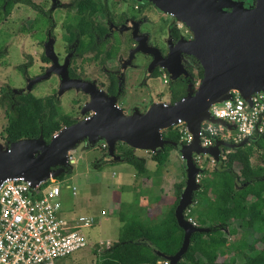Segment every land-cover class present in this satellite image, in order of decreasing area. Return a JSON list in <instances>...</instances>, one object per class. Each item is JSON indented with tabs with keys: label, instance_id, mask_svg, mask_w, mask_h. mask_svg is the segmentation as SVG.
I'll return each instance as SVG.
<instances>
[{
	"label": "water",
	"instance_id": "obj_1",
	"mask_svg": "<svg viewBox=\"0 0 264 264\" xmlns=\"http://www.w3.org/2000/svg\"><path fill=\"white\" fill-rule=\"evenodd\" d=\"M164 8L162 0H152ZM175 4L179 0H174ZM180 7V5H178ZM259 8L264 9V0H260ZM55 8V7H53ZM223 18L228 21H184L198 29L195 41L181 51L194 55L204 69L203 78L198 84L190 82L187 95L181 100L170 102L157 101L145 110L134 108L126 113L116 100L105 96L94 85L81 80H69L67 69L63 73V90L77 89L89 96L84 104L85 113H93L88 118H81L70 126L63 127L46 142L39 138H24L11 145L0 143V184L8 179L24 178L37 185L50 179H57L73 169L69 162L71 153L79 146L85 149L95 147L102 141L108 145L106 160L121 163L122 157L117 152V145L124 144L136 151L157 153L166 145L172 144L186 162L185 187L175 211L176 220L184 230L182 246L174 255H166L158 251V256L169 264H178L188 251L194 233H208L210 228L199 227L187 219L186 211L193 204L194 194L201 189L199 176L203 168L195 162L194 156H209L215 163L221 161L223 148L237 149L256 138H246L242 142L230 143L217 140L214 146L204 147L201 143V126L205 121L214 124L225 122L216 119L211 108L232 98L233 92L252 102V96L264 93V21H250L254 11L242 7L235 8L232 13L225 12ZM239 18L244 21H238ZM195 28V30H196ZM54 39L46 45V56L54 61V66L33 83L47 80L52 72H58L56 58L51 47ZM177 68L158 64L167 69L170 79L188 78L189 73L182 67L180 57ZM32 84L26 88L32 91ZM185 122L192 136L189 143H176L166 140L163 132Z\"/></svg>",
	"mask_w": 264,
	"mask_h": 264
},
{
	"label": "flooded vegetation",
	"instance_id": "obj_2",
	"mask_svg": "<svg viewBox=\"0 0 264 264\" xmlns=\"http://www.w3.org/2000/svg\"><path fill=\"white\" fill-rule=\"evenodd\" d=\"M80 1L51 0V7L48 9L35 2V6H29L34 17L29 20L31 25L28 30H32L34 34L44 33L41 35L44 39H35L32 32H26L31 34L21 42L25 62L14 66L22 75L20 78L24 81V86L16 88L5 84L0 87V99L2 88L10 90L7 95L8 103L0 104V108L4 110L3 123L0 124V143H13L7 140L6 134L9 101L13 109L16 96L34 94L37 86L43 82H48L51 87L50 93H46L44 98L52 97L61 108L66 94L74 92L72 103L81 104L75 115L67 114L76 122L93 115L92 112L83 111L84 104L89 100L87 94L77 89L63 90L62 74L66 69L69 80H81L94 85L105 96L115 99L116 104L124 110L123 105L131 100L130 87H134V74L139 80L136 86L141 88L149 87L151 81L155 80H162L165 85L170 84L172 80L167 69L158 64L177 68L178 61L175 58L180 57L181 65L187 70L189 77H180L175 82L198 84L202 79L198 75H204V69L199 60L194 55L181 51L184 46L195 41V32L198 31L184 21H228L222 14L232 13L235 8L241 10L242 7L254 11V17L250 21H264V9L258 7L260 0H179L178 4L174 0H162L164 8L152 0H94L98 2V8L89 13L81 11ZM56 11L62 15L61 37L56 33ZM42 15L47 16L49 25L38 24V21H42ZM238 21L244 19L239 18ZM84 25L90 27L85 29ZM51 38L54 39L51 47L58 62L55 67L58 72L53 71L47 80L33 83L54 66V61L46 56V45ZM34 40L39 44H34ZM10 48V45L0 48L6 52L0 64H9L7 57H10ZM38 60L43 68L33 73L31 70ZM165 75L166 83L163 79ZM30 83L32 91L27 92L26 88ZM154 102L157 101L149 100L147 106ZM133 104L130 112L136 107L143 110L140 105Z\"/></svg>",
	"mask_w": 264,
	"mask_h": 264
},
{
	"label": "trees",
	"instance_id": "obj_3",
	"mask_svg": "<svg viewBox=\"0 0 264 264\" xmlns=\"http://www.w3.org/2000/svg\"><path fill=\"white\" fill-rule=\"evenodd\" d=\"M80 2L79 7L85 13L98 8V2L94 0ZM19 3L35 6L32 0H0V20L10 16L15 5ZM86 27L88 29L90 25H84L85 29ZM5 55V50L0 49V60ZM198 76L203 78V73ZM187 84L170 82L171 104L187 95ZM9 91L7 87L1 89V105L8 103ZM8 117L6 134L10 142L39 138L42 135L48 143L55 133L76 122L62 111L52 97L40 98L32 93L16 96L13 109L9 101ZM163 137L171 142L186 143L182 140L179 126L164 131ZM117 149L122 162L135 169L136 177L149 178L151 175L147 162H155L158 172L166 165L170 152L177 150L169 144L155 154L139 156L129 146L118 144ZM256 149L262 152V165L254 167L252 158ZM105 151L102 160L94 163L95 167L101 168L110 163L106 160L108 149ZM224 151H229L226 159L216 163L212 179L201 182V189L194 194L197 205L187 217L193 219L195 216L197 226L210 228V231L192 235L190 247L178 264H264V135L243 147L224 148ZM236 167L239 168L238 171ZM71 173L72 169L69 168L68 174ZM64 178L65 175L58 179ZM184 187L185 182L175 185L176 200L159 221L144 223L134 218L122 228L117 242L102 250L96 249V264H158L163 261L158 256V251L169 256L176 254L182 246L184 230L178 225L175 211ZM126 219L123 211H120V220L123 222ZM235 221L246 225L248 222L253 223L252 242L241 239L234 243L229 242L225 231H230ZM233 234H236V229Z\"/></svg>",
	"mask_w": 264,
	"mask_h": 264
},
{
	"label": "rangeland",
	"instance_id": "obj_4",
	"mask_svg": "<svg viewBox=\"0 0 264 264\" xmlns=\"http://www.w3.org/2000/svg\"><path fill=\"white\" fill-rule=\"evenodd\" d=\"M32 2L40 3L44 9L51 7V0H32ZM33 17L32 9L26 4L19 3L15 5L10 16L4 20H0V48L11 46L10 57H7L9 64H0V87L5 84L16 88L24 86V81L20 78L22 75L14 66L25 62V59L22 57L21 49L23 45L21 42L26 38L28 39V36L31 34L26 32H32V30L28 29L31 25L29 20ZM40 18L42 21H38V24H50L46 15H42ZM55 18L57 20L56 33L57 36L61 37L60 19L62 15H60L59 11L55 12ZM33 34L32 32V36ZM41 35H44V33ZM41 35L37 33L34 34V37L35 39L42 40L44 36L41 37ZM36 43L38 41L34 40V44ZM41 65L40 60H38L37 64L34 63L31 71L33 73L39 72L40 68H43ZM132 81L134 87H130L132 90L131 100L123 105L126 113H130V106L133 103L140 105L145 110V108H148L149 100L169 102L171 96L170 84L165 85L162 80H155L151 81L149 87L144 86L141 88L136 86L139 80L135 74ZM50 88L48 82H43L37 86L34 95L44 98L46 93H50ZM74 97V92L67 93L64 97V105L61 108L64 113L75 115L77 112L81 102L79 104L77 102L72 103V98ZM3 117L4 110L0 108V124L3 123ZM102 143L104 142H98L91 149H85L81 145L74 153H71L70 158L72 157L73 159H69V162L75 159V163L72 164V173L65 176L61 197L67 214L72 212L78 214L75 216L94 214L99 217L100 223H96L95 226L87 231V248L71 257L57 260L56 264H96L97 255L94 251L96 249L97 251L98 249L102 250L117 242L120 237V231L128 224V221L134 218L144 223L159 221L173 206V202L171 203V201L176 200L175 185L186 181V162L182 159L178 150L170 152L166 165L158 172H151V183L148 181L144 183L142 180L144 178L142 177H138V180L137 178H133L134 180L131 182L135 169L127 163L110 162L104 164L101 168L94 166V163L102 160L106 154V151L101 148ZM122 146L127 147L124 144ZM136 152L141 154V156H146L142 151ZM261 154L260 150H255L252 158L254 167L262 165ZM202 161L204 168L203 174L198 178L200 184L205 179L213 178V171L216 167V163L210 157H203ZM149 168L156 170L153 162H151ZM236 170L238 171L239 168L236 167ZM122 184H131V187L125 186V189L130 188V190L123 192L120 189L121 186H124ZM72 186L77 188L76 195H73ZM162 190L165 191L164 197H160ZM121 204L123 205L120 206ZM115 207H119L120 211H123L127 218L125 221L122 222L120 220V212H117ZM102 211H106V213L103 215ZM193 220L196 221L195 216H193ZM234 229H236V234H233ZM225 233L230 243H234L237 239L252 242L254 237L253 223L248 222L246 225L245 223L235 221L233 228L230 231H225ZM236 259L241 261L240 257ZM158 264H162V261H159Z\"/></svg>",
	"mask_w": 264,
	"mask_h": 264
},
{
	"label": "built area",
	"instance_id": "obj_5",
	"mask_svg": "<svg viewBox=\"0 0 264 264\" xmlns=\"http://www.w3.org/2000/svg\"><path fill=\"white\" fill-rule=\"evenodd\" d=\"M163 79L166 83V75ZM211 113L225 125L202 123L200 135L204 147L214 146L220 139L238 144L246 138L264 135V93L254 94L249 104L234 91L230 100L213 105ZM177 126L182 140L189 143L192 136L185 122ZM101 148L107 150L108 145L104 142ZM228 152L223 150L221 159H226ZM203 157L209 156H194L201 168H204ZM64 183L65 178L37 185L24 178H15L0 184V264H56L57 260L87 248V231L95 226L96 220L91 216H75L74 212L67 214L61 201ZM71 189L76 195L77 188L72 186ZM196 205L193 201L186 217ZM187 219L197 225L192 218ZM162 264L169 262L162 261Z\"/></svg>",
	"mask_w": 264,
	"mask_h": 264
},
{
	"label": "crops",
	"instance_id": "obj_6",
	"mask_svg": "<svg viewBox=\"0 0 264 264\" xmlns=\"http://www.w3.org/2000/svg\"><path fill=\"white\" fill-rule=\"evenodd\" d=\"M142 152H144V154L145 155H147V153L145 152V151H142ZM140 153V152H139ZM136 154L137 155H139V156H141V154H138V152H136ZM151 162H153V161H151V160H149L148 162H147V168H148V170H149V172H150V175H151V172L153 173V172H155L156 170H153V168H152V170H151V168H149V166H150V164H151ZM74 163H75V159H74ZM154 164H155V166H156V163L155 162H153ZM156 169H157V167H156ZM151 177V176H150ZM135 178H137V180H138V177H136V171H135V173H134V175L131 177V182L134 180ZM142 178H144V179H142L143 180V182L144 183H146L147 181L148 182H150L151 183V180H150V178L149 177H142ZM150 180V181H149ZM177 184H179V183H177ZM122 185H124V184H122ZM125 186L126 187H131V184L130 185H124V186H121V190L124 192V191H126V190H130V188H128V189H125ZM162 186V185H161ZM164 193H165V191L164 190H162L161 191V194H160V197H164L165 195H164ZM160 199V198H159ZM171 199H173V198H171ZM173 202V204H174V202H175V200H173V201H171V203ZM123 204H121L120 206H122ZM169 206V205H168ZM116 208V210H117V212H120V208L119 207H115ZM74 213H76V212H74ZM105 213H106V211H105ZM77 214V213H76ZM120 215V214H119ZM84 216H91V217H93L95 220H96V223H100V219H99V217H97L96 215H94V214H84ZM120 217V216H119ZM164 217V216H163ZM162 217V218H163ZM96 243H98V242H96Z\"/></svg>",
	"mask_w": 264,
	"mask_h": 264
}]
</instances>
